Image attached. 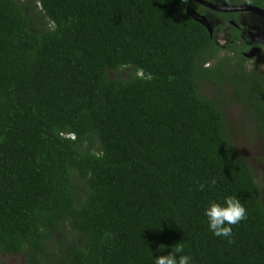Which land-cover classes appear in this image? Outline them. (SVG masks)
<instances>
[{"label":"trees","instance_id":"16d2710c","mask_svg":"<svg viewBox=\"0 0 264 264\" xmlns=\"http://www.w3.org/2000/svg\"><path fill=\"white\" fill-rule=\"evenodd\" d=\"M200 6L0 0V264H154L177 243L193 264H264L261 188L203 87L237 84L264 130V70ZM232 195L247 218L215 237L204 209Z\"/></svg>","mask_w":264,"mask_h":264},{"label":"rangeland","instance_id":"374dc122","mask_svg":"<svg viewBox=\"0 0 264 264\" xmlns=\"http://www.w3.org/2000/svg\"><path fill=\"white\" fill-rule=\"evenodd\" d=\"M213 26L220 25L221 32L218 35V43H225L227 35L225 28L228 24L210 9L202 10ZM251 20L256 22L254 15L249 16ZM221 56L225 54L220 52ZM250 58V57H249ZM249 69H254L259 66L260 71L264 70V47L260 50V54L255 58H251L246 63ZM131 67L125 68L121 71L122 76L131 74ZM111 77L116 78L114 72H110ZM236 85L228 83L226 88L220 91L211 83H204V92L206 95L219 99V102L226 112V119L228 123V133L231 135L232 141L238 151L246 158L254 172L256 182L261 188L264 199V130L258 125V121L254 112L250 109L248 104L236 95ZM6 264H18L22 262L21 258L10 255H1Z\"/></svg>","mask_w":264,"mask_h":264},{"label":"clouds","instance_id":"9594fccd","mask_svg":"<svg viewBox=\"0 0 264 264\" xmlns=\"http://www.w3.org/2000/svg\"><path fill=\"white\" fill-rule=\"evenodd\" d=\"M214 183V181H213ZM205 189L204 184L199 185V190ZM208 229L215 237L232 236V226L238 225L247 218V210L237 196H225L223 202L210 200L204 209ZM231 242V240H229ZM165 246L161 245L159 252H164ZM154 264H193V258L185 253L184 245L177 243L166 254L153 255Z\"/></svg>","mask_w":264,"mask_h":264},{"label":"flooded vegetation","instance_id":"af4514ba","mask_svg":"<svg viewBox=\"0 0 264 264\" xmlns=\"http://www.w3.org/2000/svg\"><path fill=\"white\" fill-rule=\"evenodd\" d=\"M194 1L196 3H198L199 5H201L200 6L201 11L203 9L204 10L210 9L214 12H216V11L220 12V13L224 12V11L215 10L208 5L206 6V5L202 4L201 2H199L198 0H194ZM205 1H207L211 4H214V5H217V6L222 5V6H229V7L238 8L235 11H231V12H234L236 14L233 18H229V19H225L223 17H221V18L224 20L225 23L228 24V27L230 24H232V25L236 26L238 29L242 30L244 36L248 37L252 41V47L250 48V50L253 47L258 46L259 50L257 52V55L260 54V50L262 49L261 47H264V42H259L255 38L259 36V33L264 32V13L260 12V11H255L253 9V7H257V8L264 11L263 8H261L257 4H254L248 0H239V1L237 0L238 2L234 3V4H232L229 0H205ZM241 7H245V8H241ZM197 12L200 13L199 11H197ZM225 12H230V11H225ZM200 14L205 15L204 13H200ZM217 15L219 16L218 13H217ZM252 15H254V17H256V19H257L256 22L251 20V18L249 17V16L252 17ZM212 27H213V25H212ZM225 29H227V28H225ZM256 56H254V57H256Z\"/></svg>","mask_w":264,"mask_h":264},{"label":"water","instance_id":"95a60500","mask_svg":"<svg viewBox=\"0 0 264 264\" xmlns=\"http://www.w3.org/2000/svg\"><path fill=\"white\" fill-rule=\"evenodd\" d=\"M198 1L201 2L202 4L206 5V6L208 5L211 8H213L215 10H219V11H224V12L225 11H230L231 12V11H235V10L238 9V8L229 7V6H222V5H218L217 6V5H214V4H211V3L207 2L205 0H198ZM241 8H245V7H241ZM253 9L255 11H260V12H263L264 13L263 10H261V9H259L257 7H253ZM187 13L190 16H192L195 20L199 21L204 26H206L210 30L211 33L213 32V27H212V25L210 23V20L208 19V17L206 15H203V14L198 13L196 10H194L191 7H188ZM255 39L257 41H259V42H264V32L259 33V36L256 37ZM258 50H259V47L258 46H255L248 53H246V56L247 57H250V58H251V56L254 57V56L257 55Z\"/></svg>","mask_w":264,"mask_h":264}]
</instances>
